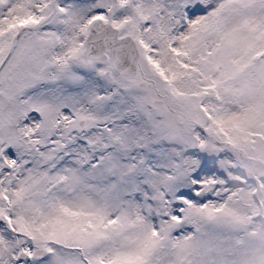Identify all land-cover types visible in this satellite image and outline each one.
Segmentation results:
<instances>
[{
  "label": "snow or ice",
  "instance_id": "obj_1",
  "mask_svg": "<svg viewBox=\"0 0 264 264\" xmlns=\"http://www.w3.org/2000/svg\"><path fill=\"white\" fill-rule=\"evenodd\" d=\"M0 264H264V0H0Z\"/></svg>",
  "mask_w": 264,
  "mask_h": 264
}]
</instances>
